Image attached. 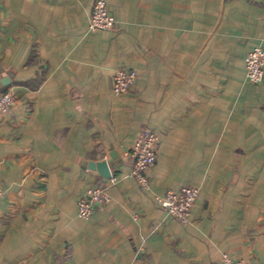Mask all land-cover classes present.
Segmentation results:
<instances>
[{"label": "crops", "instance_id": "crops-1", "mask_svg": "<svg viewBox=\"0 0 264 264\" xmlns=\"http://www.w3.org/2000/svg\"><path fill=\"white\" fill-rule=\"evenodd\" d=\"M93 1L0 0V264H264V71L243 64L264 0H105L114 26L92 31ZM118 67L137 76L114 94ZM142 128L147 188L129 175ZM183 185L185 223L155 200ZM91 187L109 200L84 219Z\"/></svg>", "mask_w": 264, "mask_h": 264}, {"label": "built area", "instance_id": "built-area-1", "mask_svg": "<svg viewBox=\"0 0 264 264\" xmlns=\"http://www.w3.org/2000/svg\"><path fill=\"white\" fill-rule=\"evenodd\" d=\"M114 26V19L108 13L105 0H94L92 3L88 28L92 31L109 29ZM245 75L248 81L257 83L263 77L264 68V41L247 51L243 58ZM136 71L118 67L111 76V89L114 94H120L130 89L136 80ZM12 88L0 93V113L10 110L14 103ZM157 137L147 128H142L136 135L128 152L132 159L129 175L132 176L142 188L148 187L147 172L156 158ZM114 182L115 177L109 176ZM3 191L0 188V196ZM199 195V190L193 185H183L178 189H166L163 194L156 195L155 200L168 214L180 222H187L190 209ZM109 200L107 191L102 187L88 188L77 200V214L87 219L92 212L94 204H105ZM218 264H248L244 260L235 259L228 253H221Z\"/></svg>", "mask_w": 264, "mask_h": 264}, {"label": "water", "instance_id": "water-1", "mask_svg": "<svg viewBox=\"0 0 264 264\" xmlns=\"http://www.w3.org/2000/svg\"><path fill=\"white\" fill-rule=\"evenodd\" d=\"M87 166L92 170L96 169L105 178L110 176V170L106 160L89 161Z\"/></svg>", "mask_w": 264, "mask_h": 264}]
</instances>
